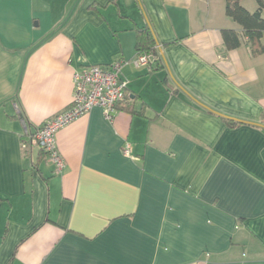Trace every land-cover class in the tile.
Here are the masks:
<instances>
[{"label":"crops","instance_id":"0c3cea01","mask_svg":"<svg viewBox=\"0 0 264 264\" xmlns=\"http://www.w3.org/2000/svg\"><path fill=\"white\" fill-rule=\"evenodd\" d=\"M225 1L0 0V264H264V54L225 49ZM135 27L159 67L122 68L133 114L57 132L56 172L28 137Z\"/></svg>","mask_w":264,"mask_h":264},{"label":"built area","instance_id":"2783aa9c","mask_svg":"<svg viewBox=\"0 0 264 264\" xmlns=\"http://www.w3.org/2000/svg\"><path fill=\"white\" fill-rule=\"evenodd\" d=\"M153 61L154 57L150 55H136L131 61L118 59L108 66L91 65L73 72L69 108L40 124L28 137L29 145L42 151L55 171L60 172L64 164L55 145L57 132L94 108L101 109L103 117L111 120L115 107L124 100L127 90V83L121 77L122 68L128 64L135 68L147 67ZM122 153L130 155L128 144L124 145Z\"/></svg>","mask_w":264,"mask_h":264},{"label":"trees","instance_id":"16d2710c","mask_svg":"<svg viewBox=\"0 0 264 264\" xmlns=\"http://www.w3.org/2000/svg\"><path fill=\"white\" fill-rule=\"evenodd\" d=\"M242 0H226L225 1V15L229 17L241 28L242 34H238L234 30H222L221 36L226 50H234L241 46L242 38H244L249 45L250 52L253 56L264 54V44L261 39L264 33V0H255L257 9L250 13L246 11L241 5ZM135 31V52L136 55H150L154 57L153 63L159 67L160 61L154 50V38L151 30L148 27L134 28ZM128 98L127 91H125L124 100L115 108L116 110H124L133 114L131 107L125 106V101ZM264 117V115H263ZM225 124L229 128H238L243 123L236 122L227 118H223Z\"/></svg>","mask_w":264,"mask_h":264}]
</instances>
